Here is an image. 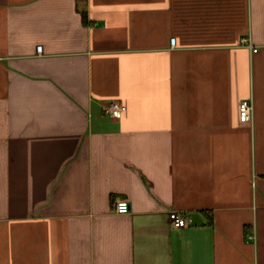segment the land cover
Wrapping results in <instances>:
<instances>
[{"label": "crops", "instance_id": "crops-1", "mask_svg": "<svg viewBox=\"0 0 264 264\" xmlns=\"http://www.w3.org/2000/svg\"><path fill=\"white\" fill-rule=\"evenodd\" d=\"M0 264H264V0H0Z\"/></svg>", "mask_w": 264, "mask_h": 264}, {"label": "built area", "instance_id": "built-area-1", "mask_svg": "<svg viewBox=\"0 0 264 264\" xmlns=\"http://www.w3.org/2000/svg\"><path fill=\"white\" fill-rule=\"evenodd\" d=\"M244 43L249 44L248 40L245 38L242 39ZM175 42V37L170 38V44L174 45ZM40 46H38V49ZM256 48H252V51H255ZM123 110V106L120 103H117L115 101H109L105 103L103 107V111L108 115L114 116V117H119L121 115V112ZM238 116L240 121H248L251 117L252 113V104L250 103L249 100H241L238 104ZM130 210V204L128 200L126 199H120L117 200L114 204V212L116 213H128ZM169 219L170 222L174 227H184L189 225L192 222V219L190 217H184L180 212L176 210H170L169 211Z\"/></svg>", "mask_w": 264, "mask_h": 264}]
</instances>
